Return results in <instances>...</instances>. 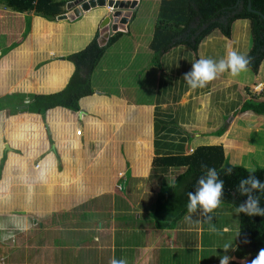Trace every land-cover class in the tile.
<instances>
[{
  "label": "crops",
  "instance_id": "obj_1",
  "mask_svg": "<svg viewBox=\"0 0 264 264\" xmlns=\"http://www.w3.org/2000/svg\"><path fill=\"white\" fill-rule=\"evenodd\" d=\"M133 1L138 3L137 12L127 25V31L120 32L123 35L114 46L108 49L103 59L109 55L114 56L117 61L126 52L124 45H133L134 52L131 60L133 56L138 59L132 63L131 61L129 63L113 62L109 65L107 62H103L105 67L98 66L99 68L91 76L94 94L81 99L79 112L56 108L48 111L43 116L29 112L16 113L20 108L23 109L24 106H27L26 104L30 102V97H32L26 86H31L32 94L35 95L55 94L66 89L76 71L75 65L68 61L67 58L83 51L95 39L97 34H99V44L101 46L108 44L111 37L106 39L107 37L103 36V40L100 41V25L104 14H98L102 11H91L83 13L82 17L76 21L59 20L57 18L56 23H49L52 24V28L45 33L46 36L41 37L43 42L38 43L34 39V34L39 17H34L33 15L35 14L33 13L20 14L7 9H0V19L7 20L5 22L0 20V22L4 23H0V26L7 25L11 20H15V23H18L19 26L21 25V30L12 29V26L6 28L7 37L10 39L8 47L12 45L14 48L7 51L3 55V59H1L4 65V69H2V75L4 76L2 78V75H0V107H3V110L0 108V201L4 203V206H0V234L3 235L8 231V228L3 227L7 224L5 219L15 211L10 209L9 203L16 201L21 204L30 200V196H28L30 187V189L36 190L35 195H32L36 198H31L39 199V204L36 205L39 218L47 216V214L40 215V212L46 208L45 199L52 200L54 197L56 201L82 202L78 205L79 208L73 209L71 207L70 211L65 209L64 212L60 213H56V210L52 212L49 219L51 218L55 223L50 228L46 225L45 227L41 225L40 223L42 222L40 220L35 222L37 223L36 226L40 225V228L37 235L29 239L30 242L38 237L44 238L45 242L51 238L50 246L52 248L42 252L44 254L40 255L39 258L31 257L30 264H78L80 257L84 255V251L78 248L77 243L79 240L83 241L81 245H97L98 242H101L104 246L105 244L108 246L109 243L113 242L109 239L110 231L108 228H111L114 230V234H117L116 240H122L121 248L122 244L145 248L151 243V240H148L150 242L146 243V245H142L140 233L147 230H119L116 228V220L118 218L122 220L133 217L134 215L130 212L136 204H139L141 212L136 213L135 216L139 217V214L143 213L144 208L151 207L155 203L159 188H157L156 193L142 189V184H145L149 179L148 173L153 167L154 159L157 157L191 155L201 146L216 145H222L227 156V150L230 147H233L236 151H244L247 146L245 139L248 138V135L246 134H241L240 137L235 135L234 142L228 143L229 138H233L234 134L232 132L235 131V123L242 121L245 124L246 122L247 127L245 130L250 133L257 131V129L263 130L264 123L253 117L256 113L253 111L243 113L241 109L248 99L254 98L255 101L264 102V98L261 96L264 92V89L262 90L264 84V62L258 75L255 73L253 75L252 70L249 68L238 77H233L229 72H225L219 74L216 79L208 82L203 88L191 89L183 80V76L191 70L192 63L197 61L196 55L189 48L178 46L165 54L161 58L163 70L156 67L153 61L154 52L151 49V45L163 0H159L158 7L155 4L154 8L149 11L150 15L146 16L149 20L151 19L152 32H148L145 28H137L138 31L135 32L132 26L133 24L137 25L138 15H140L144 0ZM103 13L105 12L103 11ZM25 16L31 18L30 22L33 23V28L31 32L28 31L24 44L20 40L21 36H17L16 33L19 31L21 35H26L22 25ZM238 24L241 26L239 30H237ZM247 30H249L250 34L249 32L247 33ZM241 39H243L244 44L240 41ZM29 42H31V45ZM253 45L251 22L249 20H238L233 24L231 39L226 38L219 30L207 37L199 47V58L219 60L226 58L230 51L236 50L239 52L240 49H242L240 53L247 56L251 52ZM118 46L121 47L118 49ZM113 47L117 49L113 50ZM2 52L5 51L0 49V56ZM22 52L25 53L26 57L30 56L32 59L31 64L21 73L20 77H17L14 83L10 82L8 86L4 87V82L6 80L9 81L7 73L13 71L18 56H21ZM103 59L100 63H102ZM109 72L116 75L117 86L115 88L118 92H113L115 91L113 88H108L107 91H104L100 87L102 81L98 80V74H101V79H103L102 75H105L106 78ZM151 74L156 77L155 83L150 81ZM246 74L253 77V81L257 83V86L262 85L258 94L254 95V97H249L242 91L247 82ZM151 84H153L152 90L155 98L152 104L145 108L149 110L145 111L143 110L144 106L142 105L144 104L141 103V99L133 95L142 85L146 88ZM14 90L21 91L19 98L11 96V92ZM10 99L12 102L7 104ZM226 120L232 122L231 128L230 130L226 129L224 134L219 135V132L225 129L221 124L226 122ZM46 129L49 134L46 133ZM191 129H199L201 133L198 132L194 135L191 133ZM200 129H204V131ZM78 131L82 132L81 135L77 134ZM204 135L207 137L203 138ZM124 137L134 148L149 147L148 149H150L151 153L149 156V165H151H147V168H149L147 174L143 173L141 167L139 173H137L136 169L134 171V181L137 180L134 190L141 197L140 201L134 204L131 201H119L120 197L115 193L116 184L121 181L122 177L123 179L126 177L125 167L118 165L112 175H107L109 179L108 186L104 187L102 184L95 186L89 183L91 178L99 177L98 174H92L90 171L93 169L99 170L101 166L96 167L97 164L100 161L107 162L109 154L111 155L110 165H117V161L120 159L117 157L115 164L112 159L114 155H117V152L120 155L119 139L120 141L124 140ZM210 139H215V141H210L213 142L211 145L207 142ZM37 147H40V150H37ZM166 169L162 172H165L163 176L168 186H172L179 174L184 171V169L177 168ZM155 170L160 169L154 168L153 171ZM61 172L66 177L74 175L69 178L73 181L66 180L63 185L60 180H55V183L46 186L45 181H49L48 176L50 174L56 173V176H59ZM122 185L125 186V183ZM49 187L51 191L56 190V195L54 192L52 197L45 194V189ZM104 197H106L108 202L111 199V207V203H114L113 209H110L113 213V219L108 220L109 216L102 213L101 216L98 212L103 207L99 205L91 207L94 210L89 212L88 218H84V213H87L91 203L96 201L107 202L102 199ZM142 197L143 202H145L144 205ZM146 201L148 202L146 203ZM108 204L106 203V205ZM223 208L219 207L213 213L216 225L217 220L226 219L230 214L232 216L236 214L235 209L231 207L226 210ZM17 209L20 210L22 208ZM25 211L29 213L30 210L26 208ZM65 214H70L72 217L75 215L82 216L83 218L74 220L70 217L64 220ZM196 214L202 213H189L187 216L194 218ZM54 215L60 219L57 220ZM203 217L204 215L202 214ZM185 220L186 218L181 221V224ZM48 222L43 221V223ZM108 222L111 224L110 226ZM80 223H85L87 224L85 225V227L87 226L86 228L89 229L90 227V229H93L92 232L94 234L92 237H88V235L86 237L82 236L83 231L77 229L78 225H81ZM227 223L226 219V222H222V225H217L218 229L215 232L218 234L229 232ZM14 226L15 229H19V231L16 230L19 233L15 236H18V239L28 240L22 233L29 229L27 223L21 224L18 222ZM81 227L83 228L84 226L81 225ZM165 232L161 231L159 233V242L158 238L152 241V244L155 247L157 246L156 248L160 246L159 249L169 250V245L174 246L178 242L181 244L183 242L184 244L187 239L181 229L177 228L174 233L177 236V242L173 245L171 244V239L169 242L162 240ZM56 233L58 237H56ZM124 234L127 235L125 236ZM221 235L223 236V234ZM4 239L6 237L3 238V241ZM67 239L76 240V242L66 245L65 241ZM89 239H93V241ZM136 239L140 243L133 244L136 243ZM65 245L64 251L57 253V249H61V246ZM66 250L75 253L71 259ZM133 252L136 254L135 251ZM108 254L110 256V251H108ZM100 257L99 263L93 262L95 261L94 259L91 264H109V257ZM160 260L159 258H152V256L148 257V259L138 258L136 264H173L172 262L166 263ZM0 264L3 263L0 262Z\"/></svg>",
  "mask_w": 264,
  "mask_h": 264
},
{
  "label": "trees",
  "instance_id": "obj_2",
  "mask_svg": "<svg viewBox=\"0 0 264 264\" xmlns=\"http://www.w3.org/2000/svg\"><path fill=\"white\" fill-rule=\"evenodd\" d=\"M72 1L74 0H0V9L20 14L33 13L55 22L58 17L67 13V5ZM250 3L253 11L249 9ZM238 20L251 22L254 45L247 55L251 59L248 68L258 75L264 62V0H163L151 45L154 64L163 70L161 58L178 46L189 48L196 55L197 60L200 59L199 47L202 42L216 30L231 39L233 24ZM122 35L123 33L116 34L109 39L106 46H101L97 34L83 51L67 58L75 65L76 71L66 89L55 94L34 95L30 97L27 106L20 108L16 113L29 112L43 116L56 108L79 112L81 99L94 94L92 74L108 49L114 46ZM245 78L249 83L253 81V77L249 74H246ZM248 111L264 115V102L255 101L254 98L248 99L241 112ZM225 131L226 129L221 130L219 135L224 134ZM202 165L214 167L220 172L225 182L222 204L235 209L246 200V197L238 192L237 186L240 179L246 178L253 171L230 164L222 145L201 146L191 155L155 158L153 161L155 169L177 168L184 171L179 174L172 186L159 190L157 199L151 207L144 208L139 217L133 216L122 220L118 218L116 228L152 229L174 234L179 223L189 214L188 193L194 191V186L204 171ZM228 167L233 169L230 176L224 175ZM253 175L264 182V169L255 170ZM261 206H264V194H261ZM70 217H72L70 214H65L63 219L67 220ZM72 218L78 220L83 217L75 215ZM239 218V236L234 257L245 261L244 264H252V261L264 250V217H249L241 213ZM53 223L55 221L48 222L44 227L46 225L50 228ZM108 224L111 225L109 222ZM230 264L240 263L232 261Z\"/></svg>",
  "mask_w": 264,
  "mask_h": 264
},
{
  "label": "rangeland",
  "instance_id": "obj_3",
  "mask_svg": "<svg viewBox=\"0 0 264 264\" xmlns=\"http://www.w3.org/2000/svg\"><path fill=\"white\" fill-rule=\"evenodd\" d=\"M158 1L159 0H144L143 6L141 7V10H140V15H138L139 19H138L137 25L133 24V26H132V27H134L135 32L138 31L137 28H140V29L145 28V29H147L148 32H152L153 28H151V24H150L151 19L149 20L146 16L150 15L149 11L151 8H154L155 4L158 7V5H159ZM33 16L40 18L36 23V32H38V33L35 32L34 39H36V41H38V43H40V42L42 43L43 39L41 37L46 36L45 33L48 30H51L52 24H49V23H52V22L44 19L43 17L37 16V15H33ZM0 20L4 21V22L7 21L5 19H3V20L0 19ZM30 21H31V18L29 16H25V19L23 20L24 23L22 25H23L24 30L26 31V35H21V33L19 31L16 33L17 36H19V37L21 36L20 40L24 44H25V39H27L26 36H27L28 31L31 32V30L33 28V23ZM56 22H57V20L55 21V23ZM0 23H3V22H0ZM146 25H147V27H146ZM9 26H12V29L21 30V25L19 26L18 23H15V20H11L7 25H3V26L1 25L0 26V49L5 51V52H2L1 56H0V75H2V73H3L2 69H4L3 60H1L4 57L3 55H5L7 51H10L11 49L14 48V46H12V45L11 46L9 45L10 47H8V44L10 43V39L7 37L6 28ZM237 26H239V24ZM239 29H241V26H239L237 30H239ZM248 32H249V30H247V33ZM249 34H250V32H249ZM103 38L104 37L101 35L100 41L103 40ZM240 41L244 44L243 39H241ZM29 44L31 45V42H29ZM55 44H56V42H55ZM26 45H27V43H26ZM120 47L121 46H118L117 48L119 49ZM125 47H126V52L124 53V55L122 57L118 58L117 61L115 60L114 56L107 55V57H105L103 59L102 63H100L99 67L104 66L103 62H107V64L109 65L110 63H113V62L129 63L131 61V63H132V62H134V60L138 59L137 57L135 58L133 56V59L131 60L132 54L134 52L133 45L132 46L124 45V48ZM113 48H114L113 50L117 49L116 47H113ZM239 52H242V49H240ZM31 60L32 59L30 58V56L26 57L25 53L22 52V55L18 56L17 62L15 64V66L13 67V71L7 73V77L9 78V81L6 80L4 82L5 83L4 87L8 86V83H10V82L14 83L16 81L17 77H20L21 73H23L24 70L27 68V66L31 64V62H32ZM253 75H254V72H253ZM3 76L4 75H2L1 77L3 78ZM102 77H103V79H101V74H98V80L102 81V84L100 86L102 90L107 91L108 88L109 89L113 88V90H115V91L112 90L113 92H118L115 88L117 86L115 74H112L109 72L108 77L105 78V75H102ZM150 77H151L150 81L152 83H155L154 82V80H156L155 75L151 74ZM256 84L257 83L254 81H252L250 83L246 82L242 91L244 92V94H247L249 97H254V95L258 94V91L262 87V85L257 86ZM152 86H153V84H151L145 88L142 85L137 91H135L134 95L130 94V95H133L134 97L141 99V103L144 104V105H142V106H144L143 110H145V111L149 110V109H145V108H147V106L152 104V102L154 101V98H155V94L152 90ZM255 86H257V87H255ZM31 88H32L31 86H26V89H28L30 96H33L35 94H32L33 92L31 90ZM263 89H264V84H263L262 90ZM2 92H5V91H2ZM20 95H21V91L14 90L13 92H11V96L14 98H19ZM261 96H262V98H264V94H262ZM130 97H132V96H130ZM11 102H12V100L10 99V101H8L7 104H9ZM0 108H2V110H3V107H0ZM253 117H255L259 121L261 120L260 121L261 123H264V116L254 114ZM47 119H48V117H47ZM231 124H232L231 121L226 120V122L222 123L221 126L225 127V129H227V130H230ZM246 127H247L246 122L244 124V122L239 121V122L234 124L235 131L232 132L234 135L232 136L233 138H231V137L229 138L228 143L231 144L232 142H234L235 135L240 137L241 134H246V135H248V138L245 139V142H247V146L245 147L244 151H236L233 149V147H230L227 150V160L230 164H232L234 166H241V167H244L250 171H255L258 169H264V127H263V130L257 129V131H253L251 133L248 132V130H245ZM200 130H202V129H200ZM190 131L194 135L198 132L201 133L199 131V129L198 130L191 129ZM202 131H204V129ZM46 133L49 134L47 129H46ZM144 134H145V132H144ZM206 137L207 136H205V135L203 136V138H206ZM210 141H215V139L207 140V142L211 145V144H213V142H210ZM148 148L149 147L137 149V148H134V146L131 145L125 139V137H124V140L120 141V139H119V153H120V155H118V152H117V155H114L113 159H112L114 164H115V160H117L116 159L117 157L120 159L119 161H117V165L116 166L110 165L111 155L109 154L107 162L100 161L97 164V166L95 165L96 167L101 166V167H99V170L93 169L92 171H90V173H92V174H94V173L98 174L99 177L91 178L89 183L92 185H95V186H100V184H102L104 187L108 186L109 179L107 178V175H109V176L112 175L116 171L118 165L122 166L123 168L125 167V174H126L125 179H126V181H124L125 179H123V177L120 179L121 181L119 183H117L115 186V189H116L115 193H117V196L120 197L119 201H124V202L125 201L126 202L131 201L133 204L138 203L140 201L141 197L134 190L135 182L137 180L134 181L133 176H134V171L137 170V173L140 172V167L142 168L143 173L147 174V170L149 169V168H147V165H149V156L151 155V153L149 151L150 149H148ZM37 150H40V147H37ZM152 169L154 170L153 167L149 170V173H148L149 179L147 178L148 180L146 181V183L142 184V189L144 191L149 190L151 192L156 193L157 188H159V190H160L161 188L168 186V184L165 183V177L163 176L165 172H162V171H164V169L155 170V171H153ZM73 176L74 175H69L66 177L63 174V172H61V175H59V176H56V173H52L48 176L49 181L48 182L45 181V183L47 186L49 184L55 183L56 182L55 180H60L61 182H63L62 184L64 185V182L66 180L73 181V180L69 179ZM161 176H163V177H161ZM123 183H125V186L122 185ZM1 187H2V185H1ZM30 188L28 189V196H30V200H27V202L24 201L21 204L17 203L16 201L15 202L11 201V203L8 202L10 205V209L13 211L15 210V211L12 213V215H10L8 218L5 219V221H7V224L3 227L8 228V231L3 235L0 234V262L3 264H23V262H24V264H30L31 263L30 262L31 257L39 258L40 255H43L44 253H42V252L47 251L48 249L52 248L50 246L51 245L50 244L51 238H49L45 242L44 238L42 239V237H38V238H34V240L33 241L31 240L32 242H30L29 239H31V237H34L35 235H37L38 229L40 228V225L36 226L37 223H35V222L38 220H40V222H42V223H43V221L51 222L52 220H51V218L49 219V216L55 210H56V213L64 212L65 209H66V211L67 210L70 211L71 207L73 209L79 208L78 205L82 203L79 201H71V202H62V201H58V200L56 201V199L54 197L52 198V200H49V199L46 200L45 199L44 204H45L46 208L44 209V211L42 210V212H40V215L41 214H47V216L43 217V218H39L38 211H36L37 210L36 205L39 204V199H34L36 197L32 196V195H35L36 190L34 191L33 189H30ZM53 192L55 194L56 190L54 189L53 191H51L50 187L45 189V194L50 195V197H52L54 195ZM31 197H34V198L32 199ZM102 199H105V201H107V202L96 201V202L91 203V206L88 208L87 213H84L85 214L84 218H88L89 212L94 210V208H91V207L99 205V206L103 207V209L101 211H99L98 213H100V214L102 213V214L109 216L108 220L113 219V213H112V211H110V209H113L114 203H111V205H112V207H111L110 206L111 199H109V202H108V200H106V197H104ZM147 202L148 201H146V203ZM106 203H109V204L106 205ZM142 203H143V205L145 203V202H143V197H142ZM0 206H4V203H2V201H0ZM145 206H147V205H145ZM220 207H224L223 208L224 210H226L227 208H230V206L225 205V204H221ZM17 208H22V209L18 210ZM26 208L28 210H30L31 212L30 211H29V213L26 212L25 211ZM0 212H1V207H0ZM138 212H141V211H140L139 204H136L130 213L135 216L136 213H138ZM102 214H101V216H102ZM54 217H56L57 220L60 219L56 215H54ZM94 217H96V215H94ZM121 217H124V216H121ZM186 217H188V216H186ZM226 219L228 221V223L226 225H227V227H229L228 228L229 232H221V234H223V236L221 234H218L217 232L214 233L213 231L209 230L210 224L204 222L205 216L202 218V214H196L194 216V218H192L191 221L186 219L185 222H183V224H181V222H180L178 225V229L179 228L181 229V231L183 232V235L187 239L185 240L184 244H183V242H182V244L180 242H178L177 244L174 245V243L177 242V236L175 234H173V232H167L166 231L164 234V238L162 240L164 242H169V240L171 239V242H172L171 244L174 245V246L169 245V250L159 249L160 246L158 248H156L157 246L155 247L152 244V241L156 240L157 238H158V242H159L160 238L158 236H160V234H159L160 232H158L157 230L155 231V230L149 229L147 231H143L142 233H140L141 238H142L141 239L142 245H146V243L150 242L148 240H151V243L142 249V248H138L139 246H136V247H134L135 245L134 246H131V245L126 246L124 244H122V248H121L120 244L123 243L122 240H116L117 234H114V230H112L111 228H108V230L110 231V235H109L110 238L109 239L112 240L113 242L115 241L114 243L113 242L109 243L108 246L106 244L104 246L103 244H101V242L100 243L98 242L97 245H89V246L87 244L81 245V243L83 241L79 240L77 245L79 246L78 247L79 249L84 251V255L81 256L82 258L80 257L78 264H91V262L94 259H95V261H93V262L99 263L100 258H101L100 256H103V258L109 257V259L107 258L109 261L113 256L116 259L124 258L128 261V264H136V261L138 260V258L148 259V257H151V256H152V258H155V259L159 258V259L163 260L162 262H166V263L172 262L173 264H220L219 257L222 255H225V254L229 255L230 257H233V259L230 262L235 261V262H238L240 264H244L245 261L237 260V258L234 257V253H235L236 246H237V239L239 236V223H240L239 215L235 214V216H232L230 214L228 217H226ZM226 219L222 218L221 220H217V225L218 226L222 225V222H226ZM18 222H20L21 224L27 223V225L29 226L28 230H25L24 232H22L25 235V237L28 238L29 241L27 239L26 240L18 239V236L17 237L15 236L19 233V232H17V231H19V229L18 230L15 229L14 225L18 224ZM42 223H40V224L43 226H44V224H46V223H43V224ZM212 224L214 225L215 229H218L217 228L218 226L215 224L214 220H213ZM81 225L84 227L82 228ZM81 225H78L77 229L83 231L82 236L86 237V235H88V237H92V235L94 234L92 232L93 229H90L89 226H88L89 229L86 228L87 226L85 227V225H87V224H85V223H83ZM64 227H67V226H64ZM124 235L126 236L127 234H124ZM4 237H6V239H4V241H3ZM56 237H58L57 233H56ZM89 240L93 241V239H89ZM110 240H108V241H110ZM72 242H76V240L67 239L65 241V244L67 245L68 243L70 244ZM138 243H140V241L138 239H136V243H133V244H138ZM226 243H228L232 246L229 248L227 253H225V251L223 250V247ZM66 245L61 246V249H57V253L64 251ZM133 247H134V250H133ZM108 251H110V256L108 254ZM133 251H135L136 254H134ZM39 253H41V254H39ZM66 253L69 255L70 259L75 254L73 251H69V250H66ZM107 254H108V256H107ZM120 256H121V258H120Z\"/></svg>",
  "mask_w": 264,
  "mask_h": 264
},
{
  "label": "clouds",
  "instance_id": "obj_4",
  "mask_svg": "<svg viewBox=\"0 0 264 264\" xmlns=\"http://www.w3.org/2000/svg\"><path fill=\"white\" fill-rule=\"evenodd\" d=\"M251 59L236 50L228 53L226 58L215 60L212 58H200L192 63L191 70L183 76L186 85L191 89L203 88L208 82L213 81L219 74L229 72L231 76L238 77L241 73L248 70ZM204 170L199 176L194 191L188 193L187 209L189 213L201 212L205 216L206 223L210 224V231L215 232L212 224L214 220V211L223 203L225 182L221 178L220 172L214 167L202 165ZM233 169L228 167L224 171V175L230 176ZM254 171L246 178L240 179L237 190L246 200L236 206V214H244L246 216L264 217V206H261V194H264V182L259 180ZM191 221L192 217H186ZM232 247L226 243L223 247L225 253ZM233 257L225 254L219 257L220 264H230ZM109 264H128L124 258L116 259L114 256L110 259ZM252 264H264V250L258 257L252 261Z\"/></svg>",
  "mask_w": 264,
  "mask_h": 264
},
{
  "label": "water",
  "instance_id": "obj_5",
  "mask_svg": "<svg viewBox=\"0 0 264 264\" xmlns=\"http://www.w3.org/2000/svg\"><path fill=\"white\" fill-rule=\"evenodd\" d=\"M137 6V1L133 0H75L68 3V13L58 17V19L76 21L82 17L83 13L102 11L98 13L104 14L100 25V35L109 39L117 33L127 31V25L137 12ZM249 9L253 11L251 3Z\"/></svg>",
  "mask_w": 264,
  "mask_h": 264
},
{
  "label": "built area",
  "instance_id": "obj_6",
  "mask_svg": "<svg viewBox=\"0 0 264 264\" xmlns=\"http://www.w3.org/2000/svg\"><path fill=\"white\" fill-rule=\"evenodd\" d=\"M81 133H82L81 131H78V132H77L78 135H81Z\"/></svg>",
  "mask_w": 264,
  "mask_h": 264
}]
</instances>
